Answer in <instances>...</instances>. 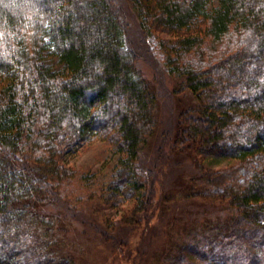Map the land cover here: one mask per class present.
Returning <instances> with one entry per match:
<instances>
[{"label": "trees", "instance_id": "obj_1", "mask_svg": "<svg viewBox=\"0 0 264 264\" xmlns=\"http://www.w3.org/2000/svg\"><path fill=\"white\" fill-rule=\"evenodd\" d=\"M130 9L144 36L167 35L165 66L198 102L177 117L173 165L193 157L209 186L187 197L233 215L231 232L186 238L161 264H264V0H0V264H78L46 211L66 200V154L94 139L123 154L108 191L144 207L158 99Z\"/></svg>", "mask_w": 264, "mask_h": 264}, {"label": "rangeland", "instance_id": "obj_2", "mask_svg": "<svg viewBox=\"0 0 264 264\" xmlns=\"http://www.w3.org/2000/svg\"><path fill=\"white\" fill-rule=\"evenodd\" d=\"M124 23L141 54L138 66L158 99V124L140 157L143 170H149L145 204L136 212L134 196L116 197L108 191L123 156L109 140L97 138L67 153L64 163L73 175L63 186L66 200L47 206L46 213L54 217V224L63 227L57 230L62 236L61 252L71 255L78 264H161L186 238L232 230L229 222L233 215L226 206L196 194L187 197L190 192H205L209 186L198 177L195 166L188 167L195 159L188 156L180 166L173 165L176 156L181 159L172 151L177 117L198 102L189 91H182L181 79L165 66L161 40L167 35L155 32L151 37L144 36L139 17L131 9L124 14ZM199 163L208 169H222L230 160L204 159ZM183 169V173L193 175V187L178 197L176 192L180 193L186 181L176 176Z\"/></svg>", "mask_w": 264, "mask_h": 264}]
</instances>
